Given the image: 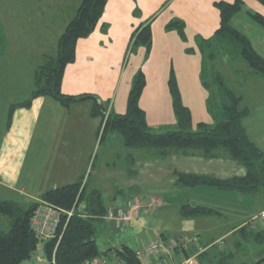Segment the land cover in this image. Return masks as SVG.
Listing matches in <instances>:
<instances>
[{
	"label": "crops",
	"instance_id": "0c3cea01",
	"mask_svg": "<svg viewBox=\"0 0 264 264\" xmlns=\"http://www.w3.org/2000/svg\"><path fill=\"white\" fill-rule=\"evenodd\" d=\"M48 1L71 2L69 11L67 10L59 26L60 33L80 0ZM163 1L106 0L101 16L91 33L85 37H79L76 41L75 58L67 63L64 69L62 91L72 94L93 93L104 105L110 104L113 111L120 112L125 107L128 85L139 66L145 76L139 103L145 110L149 125L159 122L162 115H168L169 111H173L168 86V62L171 58L168 59V51H177L178 58L184 64L187 56L184 50L181 52V41L183 43L185 36H188L190 40L194 37L195 39L212 37L219 25V10L214 5V1L217 0H168L167 3L165 1L162 3ZM242 1V7L232 15L230 21L250 38L253 47L264 56V29L253 21L248 12L249 10L258 11L264 15V6L258 0ZM55 3L57 4L54 7L57 10L60 4ZM179 17L184 21V35H181L175 27L167 28L166 26L170 20ZM147 22L150 23L151 28V43L145 54L143 45L133 43L132 32L137 26ZM4 30L9 40L10 32L8 33L7 28ZM42 31L45 35L50 33L48 29ZM38 41L40 46L44 45L43 40ZM41 49L43 51L44 47L42 46ZM199 50L201 51L200 48ZM218 51L219 68L215 65L213 67L219 71L224 81L242 96L243 104L248 107V113L242 118L243 125L249 138L264 154V75L253 72L239 56L226 52L222 48ZM193 55L187 57L190 60L185 65L192 73H186L184 70L176 72L177 64H172L173 58L170 64L173 65L172 69L181 99L190 109L192 128H195L198 121H204L207 124H213L215 121L207 104L210 93L215 92V86L212 83L210 86L203 83L205 80L213 81L214 76L209 73L199 74L200 61L197 62L199 56L194 55V58ZM237 62H241L240 66ZM223 66H230L235 72H238V67L242 69L241 74L237 73L235 79L231 76L234 86L227 82L223 75L221 71ZM91 105L90 98L63 106L50 96L40 95L33 98L28 107H16L11 119H16L17 125L10 129L12 132L5 131L4 139L2 137L0 143V185L31 199H38L40 193L46 188L76 180L83 173L85 164L92 155L100 122L99 116L89 114ZM196 108H198L197 111ZM147 109L156 113L155 121L152 120L151 114L152 118H148ZM170 117L169 115L171 122ZM175 122L171 124L175 126ZM139 148H142L148 157L146 160L136 161V156L128 153L131 163L145 164L141 170L134 164L129 168L132 174L128 183L130 195L139 193L136 192L139 189V181L144 177L169 186L190 188L187 189L190 195L186 194L181 203L202 204L218 211V213L195 216L211 222V216L216 215L217 219L213 220H221L220 224L223 226L220 227L224 232L215 241L226 234L231 235L236 226L249 221L244 218L250 213L249 210L238 211L240 207L237 203L239 198L235 193L236 189H221L207 184L185 187L174 182L175 170L209 174L219 178L243 175L246 171L244 164L230 156L225 148L214 147L208 154L194 147L171 148L161 156L155 154L153 149ZM20 178L21 180L17 182ZM88 185L101 189L99 183H88ZM248 193H252L254 197L259 196L256 202L259 201L260 196L264 197V189ZM156 199H158L157 204L166 203L162 196ZM148 202L154 205L150 200ZM181 203L175 204L178 212ZM215 203L218 205L220 203L225 209L242 212L241 219H243L237 222L239 216L232 215L234 218H229L230 221L236 222L231 224L229 221V223L224 222V215L227 214L217 208ZM253 220L254 218L251 220L253 227H264L263 218L259 217L255 222ZM201 231H197L199 240L201 243L208 242L212 236L203 232L205 236L202 237ZM162 233L168 234L162 231L159 237ZM182 253L181 250H176L175 255Z\"/></svg>",
	"mask_w": 264,
	"mask_h": 264
},
{
	"label": "trees",
	"instance_id": "16d2710c",
	"mask_svg": "<svg viewBox=\"0 0 264 264\" xmlns=\"http://www.w3.org/2000/svg\"><path fill=\"white\" fill-rule=\"evenodd\" d=\"M259 1L264 5V0ZM105 2L106 0H80L73 15L57 35L55 53L44 54L41 63L34 67L30 93L23 99L9 103L6 115L7 126L14 109L19 106L28 107L33 98L37 96H50L63 106L90 98L92 105L89 114L100 118L97 130L99 140L103 139L107 132L117 131L123 145L153 149L154 153L160 156L166 154L171 148L194 147L208 154L212 148L219 146L225 148L230 156L241 161L246 168L243 175L227 178L175 170V184L180 186L207 184L221 189H236L243 192H256L264 189V154L249 138L242 122L243 116L248 113V107L243 104L242 96L224 81L214 67L211 70V75L214 76L213 81L205 80L203 83L206 86H210L211 83L215 86V92L210 93L207 103L215 121L213 124L198 121L195 128H192L190 109L181 99L173 72L169 73L168 86L176 122L174 127L165 130H154L149 125L145 110L139 103L145 84V76L141 69H137L132 76L125 107L120 112L113 111L110 104L104 105L93 93L72 94L62 91L61 82L64 69L66 64L75 58L76 41L79 37L87 36L94 28ZM242 4V0L214 1V5L219 10V25L212 37H198L196 40L200 44L202 54L205 53L208 58H216L219 53L218 49L222 48L242 58L253 72L264 75V56L253 47L250 38L230 21L232 15L242 7ZM248 12L251 18L264 29V15L258 11L249 10ZM183 25L184 21L176 18L170 20L166 26L167 28L175 27L181 35H184ZM132 36L134 37L133 43L143 45L146 54L151 43L149 23L137 26ZM6 48L5 30L0 22V54L5 52ZM87 179L83 172L76 180L46 188L40 193L38 199H32L25 206L14 196H0V216H4L6 222L5 228L0 227V264H20L31 255H36L39 249L44 250L48 260L56 237L41 236L30 226L31 216L40 204L61 209L57 225V233H60V237L55 249L56 264H77L86 257L98 253L105 254L104 251L101 252L98 249L95 237L98 225L108 219L105 217L107 209L111 206H121L128 199L134 200L137 197L139 214L143 201L147 198L143 199L140 193L130 195L128 192L122 196L120 202L116 201L109 205L104 202L102 190L90 187ZM69 210H72L71 213H68ZM179 212L185 217L218 213L210 206L189 202L181 203ZM251 220L232 230L230 236L234 243V250L225 249L222 246L216 249L212 239L206 243H200L197 237L201 247L199 249L195 243L190 241V238H186L187 242L190 241V251L184 245L181 255H189L192 249H195L197 250L196 257L209 253L208 261L223 264L227 262V258L233 259L238 256L237 251H242L249 243L264 240V227H253ZM165 237L166 235L162 233L158 240L165 242L163 240ZM211 248H214V251H210ZM176 250H179L178 247ZM115 254L117 259L114 263L118 259H123L124 264H141V260L136 256L135 247L129 244L121 243L115 246ZM254 261H244L242 264H253Z\"/></svg>",
	"mask_w": 264,
	"mask_h": 264
},
{
	"label": "rangeland",
	"instance_id": "374dc122",
	"mask_svg": "<svg viewBox=\"0 0 264 264\" xmlns=\"http://www.w3.org/2000/svg\"><path fill=\"white\" fill-rule=\"evenodd\" d=\"M164 1L166 3L168 2V0ZM164 1L162 3H164ZM55 2L60 4L57 10L54 7L57 4ZM70 3L71 2L67 3L63 1L49 2L48 0H0V22L3 29L7 28L8 33L10 32V39L7 40L8 46L5 52L0 54V143L5 131L8 130L12 132L10 129H13L17 125L16 119H11L7 126L6 115L9 103L23 99L30 93L34 67L41 63L44 54L55 53L59 26L61 22H63L67 10L69 11ZM261 5L263 4L261 3ZM43 29H48L50 33L45 35L42 31ZM38 40L44 41V45H42L44 47L43 51ZM40 43H42V41ZM180 46L182 48L181 52L184 50L187 57L191 56V54L196 55L195 57H197V55L199 56L197 58V62L200 61L199 74H211L214 65L219 68L217 56L214 59H210L204 52L202 55L199 50L200 44L197 43L195 37L193 40H190L188 36H185ZM194 55L192 57H194ZM187 57L185 63L182 64L181 59L178 58L177 51L169 50L168 59H170L168 62V72H173L172 64H177V68L175 67L176 72H183L184 70L186 73H190L191 71L185 66L188 64V60H190ZM172 58L174 62L170 64ZM237 63H239L240 66L241 62ZM138 67L137 69H141ZM221 71L226 77L227 82L234 86L231 79L232 77L235 79L237 73L240 75L242 69L238 67V72H235L230 66H223ZM130 83L128 88L131 86ZM197 110L198 108H196V111ZM147 114L148 118L153 117L154 119L152 118V120L155 121L156 113L147 109ZM169 115L171 116V122L169 121ZM159 116L161 115L159 114ZM162 116L159 122L152 123V127L157 130L172 128L174 124L171 123L175 121L174 112L172 110L169 111L168 115H165V119V116ZM128 153L135 155L136 161L146 160V157H148L142 148L123 145L121 136L117 131L107 132L101 140L96 136L92 155L86 162L83 172L85 177L88 178V183L101 184L102 195L106 204H113L116 203V201L120 202L122 196L128 193V183H130L132 178L129 168L132 164L139 170L145 166L143 162L131 163ZM22 177L23 175L21 178ZM21 178L17 182H19ZM157 182L158 181H154L152 178L145 179L144 177L140 179L139 189H137L136 192H139L143 199L147 198V201H143L140 214L137 217L125 222L121 226H115L109 219H106L98 225L95 237L97 247L101 252H105L106 258L111 264L117 259L115 257V246L126 243L136 247L142 241L160 239L159 235L162 231L168 233H166V237L163 238L165 241L164 243L177 244L180 238H184L186 241L185 247L189 249V251L190 241L187 242L186 238L199 235L197 231H201V228L202 237L205 236L204 233H206L208 236H212L211 239L214 238L212 242H215L214 247H216V249H219L221 246L225 249H235L230 234H226L215 241V239L224 232V230L221 231L220 226H223L220 224L221 220H213L217 219L216 215L211 216V222H207L203 218H197L195 216L185 217L179 214L178 207L175 204L181 203L186 194L190 195V192L187 191V189L190 188L186 186V188H178ZM115 187H120V189L117 190ZM235 193H237L236 195H238L237 197L239 198V202L237 203L240 208L238 211H250V213L244 217L246 221L254 218L253 222H255L258 221L259 217L264 219L263 216L259 215L261 212L260 210L262 208L264 209V197L260 196L259 201L256 202L259 196L254 197L252 193L239 192L238 190H235ZM0 196H14L19 199L24 206L32 201L30 197L15 190L3 188L2 186L0 187ZM158 196H162L164 198L163 201H166V203L157 204L158 199H156V197ZM149 200L151 203H154V205L150 204L148 202ZM251 200L252 202H250ZM216 206L221 209L224 214H227L224 215L225 218L223 217L225 219L224 222L229 221L230 224L236 222L235 220L230 221L231 219L229 218H234L232 215L239 216L237 222L243 219H241L242 212L225 209L220 203L219 205L216 204ZM4 222L5 217L0 216V227H6V222L5 224ZM223 224L225 225V223ZM196 237L199 238V236ZM178 249L182 251L181 246H178ZM213 249L214 248H211L210 251H214ZM192 250L190 254L197 252L195 249ZM236 254H238V256L233 259L227 258V262L223 264H242L244 261L251 262L252 260H256L258 255L263 256L264 240L261 242L249 243L247 247L242 251H237ZM208 256H210L209 253L197 256L194 260V264H218L216 261H208ZM215 258H217V256H215ZM20 264H49V262L48 260H38L36 255L33 254L30 258L21 261ZM259 264H264V260Z\"/></svg>",
	"mask_w": 264,
	"mask_h": 264
},
{
	"label": "built area",
	"instance_id": "2783aa9c",
	"mask_svg": "<svg viewBox=\"0 0 264 264\" xmlns=\"http://www.w3.org/2000/svg\"><path fill=\"white\" fill-rule=\"evenodd\" d=\"M139 199L136 197L134 200L128 199L125 204L118 207H109L106 211L105 217L111 219L115 226L123 224L125 221L135 218L138 214ZM69 210L68 213H71ZM61 209L40 204L31 216L30 226L39 235L44 237H56L55 244L48 258L50 264H56L55 249L60 237L57 233V225L60 218ZM260 216H264V211H261ZM191 239V240H190ZM189 240L200 248L197 237H191ZM186 241L181 238L177 244L164 243L161 240H149L141 242L135 247L137 258L141 260V264H194L196 253L186 256L175 255L176 247L185 245ZM36 257L38 260H47L43 249L37 251ZM123 259H118L113 264H124ZM77 264H111L104 253H98L86 257Z\"/></svg>",
	"mask_w": 264,
	"mask_h": 264
},
{
	"label": "water",
	"instance_id": "95a60500",
	"mask_svg": "<svg viewBox=\"0 0 264 264\" xmlns=\"http://www.w3.org/2000/svg\"><path fill=\"white\" fill-rule=\"evenodd\" d=\"M263 260H264V255L258 257V258L253 262V264H259V263H260L261 261H263Z\"/></svg>",
	"mask_w": 264,
	"mask_h": 264
}]
</instances>
